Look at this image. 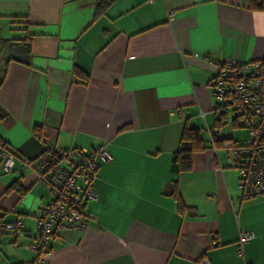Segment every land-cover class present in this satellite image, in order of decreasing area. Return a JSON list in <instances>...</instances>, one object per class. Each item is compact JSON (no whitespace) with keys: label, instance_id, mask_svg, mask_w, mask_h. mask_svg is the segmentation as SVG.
<instances>
[{"label":"crops","instance_id":"1","mask_svg":"<svg viewBox=\"0 0 264 264\" xmlns=\"http://www.w3.org/2000/svg\"><path fill=\"white\" fill-rule=\"evenodd\" d=\"M96 1L0 0V18L23 24L20 37H0L4 52L14 41L27 49V61L0 62V138L15 155L9 172L0 168V264L37 257L22 244L48 200L17 158L98 145L111 160L98 162L88 227L59 230L45 264H264V194L242 197L230 150L219 142L214 153H193L187 172L171 161L184 127L216 122L215 66L204 57L264 61V9L250 0H108L96 12ZM245 231L254 237L239 253Z\"/></svg>","mask_w":264,"mask_h":264},{"label":"built area","instance_id":"2","mask_svg":"<svg viewBox=\"0 0 264 264\" xmlns=\"http://www.w3.org/2000/svg\"><path fill=\"white\" fill-rule=\"evenodd\" d=\"M152 1V0H150ZM215 66V74L208 87L213 100L216 117L232 113L231 123L246 130V137L234 142L223 140L220 127L204 126L202 135L207 148L215 152L217 141L230 150L237 170V185L243 198L264 194V61H240L235 58L208 59ZM231 140V141H229ZM20 169L34 170L47 191L48 200L36 212L28 243L17 241L23 248L37 254L24 264H45L50 251V241L61 229L85 230L91 219L85 204L97 200L92 187L99 161H110L111 156L104 145L91 149L73 147H49L33 159L17 158ZM15 164V155L2 149L0 168L9 172ZM1 227L16 233L18 223H2ZM251 231L241 234L237 249L253 238Z\"/></svg>","mask_w":264,"mask_h":264},{"label":"trees","instance_id":"3","mask_svg":"<svg viewBox=\"0 0 264 264\" xmlns=\"http://www.w3.org/2000/svg\"><path fill=\"white\" fill-rule=\"evenodd\" d=\"M108 4V0H97L96 1V12L102 9L105 5ZM250 7L255 10H261L264 9V0H250ZM6 114L4 111L0 109V119H4ZM225 117L222 116L216 117V122L214 124V127H220L221 128V119ZM235 126V124L233 125ZM240 127V126H238ZM34 134L38 137H40V127L35 126L33 128ZM223 140H228L231 139L234 142H237L236 140H233L230 137H225L223 133ZM222 141H217L216 144ZM223 143V142H222ZM0 146L3 149L8 150L6 148L5 144L1 141L0 138ZM207 148V142L206 138L202 135L201 131L194 129V128H189V127H184L181 138H180V145L178 149L173 153L172 155V167L176 172H187L191 169L192 166V155L193 153L201 150H205ZM9 151V150H8ZM11 152V151H10ZM14 186H17L16 183H14ZM18 192H20V189L17 188ZM182 203L180 200H178V206L181 208Z\"/></svg>","mask_w":264,"mask_h":264},{"label":"rangeland","instance_id":"4","mask_svg":"<svg viewBox=\"0 0 264 264\" xmlns=\"http://www.w3.org/2000/svg\"><path fill=\"white\" fill-rule=\"evenodd\" d=\"M23 24L19 21L0 18V37L2 39H15L22 35ZM1 39V41H2ZM0 41V62L4 57V49L1 46ZM232 119V113L230 110L227 111L225 117L221 119V128L227 136H231L233 140L241 141L246 137V131L238 126H231L230 122ZM231 141V140H229ZM33 227V225H32Z\"/></svg>","mask_w":264,"mask_h":264},{"label":"water","instance_id":"5","mask_svg":"<svg viewBox=\"0 0 264 264\" xmlns=\"http://www.w3.org/2000/svg\"><path fill=\"white\" fill-rule=\"evenodd\" d=\"M26 45L19 44L18 41L12 42V45L8 47V49L4 52V58H13V59H19L23 61H27L26 58Z\"/></svg>","mask_w":264,"mask_h":264}]
</instances>
